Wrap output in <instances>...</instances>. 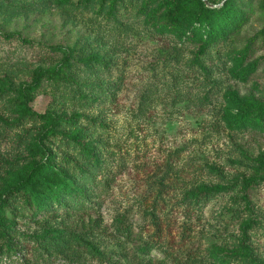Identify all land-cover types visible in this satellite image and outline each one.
Returning a JSON list of instances; mask_svg holds the SVG:
<instances>
[{
	"label": "rangeland",
	"instance_id": "1",
	"mask_svg": "<svg viewBox=\"0 0 264 264\" xmlns=\"http://www.w3.org/2000/svg\"><path fill=\"white\" fill-rule=\"evenodd\" d=\"M24 3L0 15V198L52 159L76 173L78 158L59 142L42 143L47 128L36 115L48 109L73 121L72 130L86 129L85 144L98 151L94 163L80 165L97 177L90 212L63 210L55 219L40 218L26 234L37 243L52 241L59 264H94L86 244L117 264H222L218 253L245 245L264 260V183L245 190L264 171V130L237 125L244 107L264 108V14L255 12L204 69L194 64L193 47L175 34L56 3L25 13ZM245 53L251 57L241 61ZM96 54L109 71L93 83L83 62ZM65 69L80 82L56 93L44 82L29 104L32 113L22 106L37 77ZM79 94L102 99L87 106ZM217 187L187 216L189 194ZM16 205L22 214L23 201ZM155 205L162 218L190 225L183 245L144 248Z\"/></svg>",
	"mask_w": 264,
	"mask_h": 264
},
{
	"label": "trees",
	"instance_id": "2",
	"mask_svg": "<svg viewBox=\"0 0 264 264\" xmlns=\"http://www.w3.org/2000/svg\"><path fill=\"white\" fill-rule=\"evenodd\" d=\"M24 1L25 13L45 11L56 3L76 12L95 14L111 23H133L159 34H175L193 47L194 64L204 69H208L209 65L212 66L221 57L225 46L241 34L255 12L264 14V0H9V4L0 1V15L11 13L14 11L11 8L13 4ZM250 57L246 53L242 54L241 61H248ZM69 58H63L61 67L67 65ZM83 66L86 70L85 77L92 79L93 83L101 73L109 71L108 62L100 54L87 57ZM37 81L38 86H33L22 95V106L30 112L29 104L34 99L33 95L42 88L44 82L53 93L63 86L80 82L76 77L68 75L66 69L62 73L54 71L44 77L39 76ZM78 96L82 104L87 106L102 99L101 94ZM103 97H108V93ZM36 117L47 128L41 137L42 143L62 144L65 153L71 158L79 159L74 162L77 171L70 174L64 168L56 166L55 159H52L36 167L29 179L10 191L6 198H0V264H59L57 258L60 254L54 253L52 241L44 238L37 243L26 232L40 218L55 219L63 210H69L72 215H87L92 208L90 203L96 197V174L80 166L82 162L86 165L94 163L98 154L91 144H85L87 130H72L74 122L55 109H48ZM246 123H255L264 130V108L244 107L243 119H239L237 125L243 127ZM258 182L264 183V171L256 179L247 181L246 192L249 194ZM167 189V186L162 187L163 192ZM219 189L198 188L189 194L185 209L187 216L191 217L195 213L193 203L198 205L207 201ZM18 200L23 201L22 214L16 209ZM157 210L155 205L150 212L149 229L153 233L148 237L144 248L152 246L166 250L183 245L189 237L190 225L184 223L179 227L172 218H162L161 212ZM254 222L257 223V220ZM251 239L248 234L243 243L247 244ZM33 241L37 243L35 246L32 245ZM86 247L92 254L94 264H117L112 258H105L92 245L86 244ZM218 256L222 264H239L241 261H247L246 264H264V260H260L255 250L248 245L241 246L236 251L218 253Z\"/></svg>",
	"mask_w": 264,
	"mask_h": 264
},
{
	"label": "water",
	"instance_id": "3",
	"mask_svg": "<svg viewBox=\"0 0 264 264\" xmlns=\"http://www.w3.org/2000/svg\"><path fill=\"white\" fill-rule=\"evenodd\" d=\"M203 1L207 2V0H203Z\"/></svg>",
	"mask_w": 264,
	"mask_h": 264
}]
</instances>
